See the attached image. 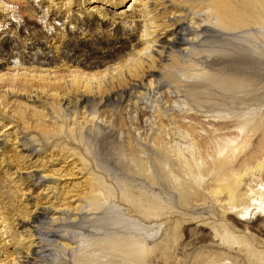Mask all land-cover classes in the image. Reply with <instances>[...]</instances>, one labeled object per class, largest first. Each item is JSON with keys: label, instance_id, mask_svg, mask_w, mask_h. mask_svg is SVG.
<instances>
[{"label": "rangeland", "instance_id": "1", "mask_svg": "<svg viewBox=\"0 0 264 264\" xmlns=\"http://www.w3.org/2000/svg\"><path fill=\"white\" fill-rule=\"evenodd\" d=\"M210 3L0 0V264H264V218L235 222L260 159L232 205L213 170L229 121L264 120V25L241 43Z\"/></svg>", "mask_w": 264, "mask_h": 264}, {"label": "bare ground", "instance_id": "2", "mask_svg": "<svg viewBox=\"0 0 264 264\" xmlns=\"http://www.w3.org/2000/svg\"><path fill=\"white\" fill-rule=\"evenodd\" d=\"M142 6H143V10L146 11L147 7L145 6V4H143ZM209 11L211 14L217 17L214 26L223 31H228V36L231 38H235L236 35H239L238 37L241 43L247 42V43L252 44L253 42H251L250 39L246 41V37H245L246 35L244 34L248 32L250 29H254L257 26L264 25V0H211V3L209 5ZM182 23L176 24L174 31L172 33L173 37L171 38L170 41H167L162 46H160L161 49L174 48L178 45L186 43V39L184 37L189 30L184 28ZM243 45L244 44H240L236 46V49L238 51L236 56L234 57L228 56V62H230V64L233 63L237 65V64L244 63L243 61L248 57V55L244 53ZM246 76L247 75H245L244 72H237V73H231V71L228 72V92L229 94L232 95V94H235L237 91H242L243 89H245L244 87L246 85L245 84ZM232 102L234 103L238 101H236L234 97L232 96ZM256 118L258 117L256 116L255 119H253V117H247V119H241V120L234 119L235 121H232V122L229 121L228 122V139H227L228 143L224 142L222 145L217 144L215 146V153L221 156L222 158L220 157L219 159L214 160L213 170L215 171L220 170L222 167L227 165V161H228V174L227 175L225 173L223 174L224 175L223 178L219 180L222 182V184L219 185L216 190H214V193L220 194V192L225 191V193L228 196V204H231V205L235 202L234 199L238 197L237 193L243 188L241 187L242 177H244L247 174L246 171L242 173L241 171L238 170V168L235 169V167H241V165L244 163H248L249 161H251L252 163L253 161L260 159V161L257 163L255 167L258 169V171L264 169V157H263L264 155V152H263L264 120L262 122L261 117H259L258 119ZM233 128L238 129V131L236 133H233V131H230V129H233ZM257 131H259L258 134H257ZM188 168L189 170L191 169L190 166ZM192 172L193 171H191V173ZM203 172H204L203 170L202 171L200 170L199 173L203 175ZM263 178H264V175H263ZM245 192H246L245 201H246L247 207L245 208L244 212L241 213L240 217L235 218L236 219L235 222L239 224L241 222L247 221V219H250V216L252 213L256 215V218H264V185L262 184V182L258 181L255 185H251V188L249 187ZM249 208H251L250 211H249ZM248 212H250L249 218H247L246 216ZM230 214L231 212H228V215ZM42 215L43 214H40L39 212L33 214L30 224L36 222V220L39 218H43ZM11 242H12V245L15 246L14 248H16L17 247L16 243L14 241H11ZM118 248L121 250L120 247ZM122 248L125 249L124 253L122 252L123 254H125L124 256H126L128 260L129 258H131V260H129L128 262L126 261V263H123V264H131L132 262H134V260L137 261L139 255L143 253L145 254L146 252V247L145 246L137 247V242H132V243L127 242L123 245ZM126 250H128V252H125ZM113 252H116V251L113 250ZM111 255H112V252H111ZM133 257L135 258L132 259ZM22 258H23V260L21 261L22 264L29 263L28 257L23 256ZM108 264H110V262H108Z\"/></svg>", "mask_w": 264, "mask_h": 264}]
</instances>
